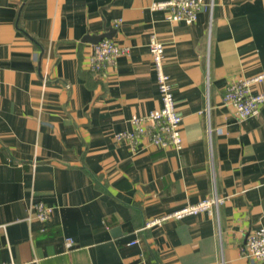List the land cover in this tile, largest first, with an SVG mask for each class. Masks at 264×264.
Listing matches in <instances>:
<instances>
[{
	"label": "crops",
	"instance_id": "1",
	"mask_svg": "<svg viewBox=\"0 0 264 264\" xmlns=\"http://www.w3.org/2000/svg\"><path fill=\"white\" fill-rule=\"evenodd\" d=\"M154 1L0 0V263L260 264L240 248L264 227V104L239 120L223 94L264 75V0H204L190 25ZM110 29L129 53L92 70L83 38ZM153 35L179 151L114 139L160 107ZM214 195L226 200L211 214L145 226ZM37 202L49 222L28 219Z\"/></svg>",
	"mask_w": 264,
	"mask_h": 264
},
{
	"label": "built area",
	"instance_id": "2",
	"mask_svg": "<svg viewBox=\"0 0 264 264\" xmlns=\"http://www.w3.org/2000/svg\"><path fill=\"white\" fill-rule=\"evenodd\" d=\"M149 8L152 11H166V19L170 22H183L190 25L196 21L199 12L206 9L211 10V4L204 0H164L152 2ZM148 50L156 76L160 107L146 114L132 115L130 118L131 129L116 133L114 139L128 144L132 149H136L141 142L147 141L161 149L171 148L179 151L182 148L180 133L182 116L176 109L170 78L164 71V45L153 35ZM128 53V48L120 47L112 40L102 39L91 45L87 61L91 69L97 71L101 67L104 69L115 65L118 57ZM263 81L264 75L258 74L250 78L233 80L225 86L223 101L233 107L239 120H245L259 114L264 104V91L254 92L253 86ZM225 200L224 197L214 195L197 203L186 204L147 223L145 226L169 219L180 220L201 213L211 214L223 205ZM52 213V207L37 202L30 206L28 219L47 223L51 220ZM65 243L67 247L73 245L71 239H66ZM240 254L251 261L264 264V227L247 235L245 244L240 248ZM0 264L15 263L10 261Z\"/></svg>",
	"mask_w": 264,
	"mask_h": 264
},
{
	"label": "water",
	"instance_id": "3",
	"mask_svg": "<svg viewBox=\"0 0 264 264\" xmlns=\"http://www.w3.org/2000/svg\"><path fill=\"white\" fill-rule=\"evenodd\" d=\"M113 33H114V29H110L108 32L100 34V35H92V36L87 35L83 38V41L89 42L91 44H96L104 38L105 39H111Z\"/></svg>",
	"mask_w": 264,
	"mask_h": 264
}]
</instances>
